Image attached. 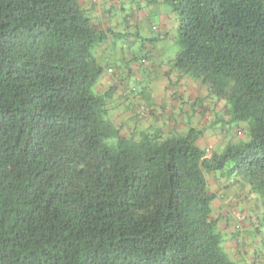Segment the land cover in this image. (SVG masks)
<instances>
[{"label": "trees", "instance_id": "trees-1", "mask_svg": "<svg viewBox=\"0 0 264 264\" xmlns=\"http://www.w3.org/2000/svg\"><path fill=\"white\" fill-rule=\"evenodd\" d=\"M160 2L177 20L169 70L206 87L201 113L221 99L227 119L125 130L112 88H96L105 69L121 74L97 58L107 35L84 5L0 0V264H249L222 247L207 175L228 165L264 220V0ZM221 120L245 121L249 138L207 154L197 139Z\"/></svg>", "mask_w": 264, "mask_h": 264}, {"label": "rangeland", "instance_id": "rangeland-1", "mask_svg": "<svg viewBox=\"0 0 264 264\" xmlns=\"http://www.w3.org/2000/svg\"><path fill=\"white\" fill-rule=\"evenodd\" d=\"M101 1V0H100ZM84 5V0H79ZM106 12L103 13L109 19L115 16L118 21L130 22L132 27L130 33L128 30L122 35H110L108 44L112 50L116 46L117 57H112V61H119V58L133 60V57L140 55V43H137L139 34L143 38L145 46L148 48L147 53L152 56L159 53L160 57L154 59V67H147L142 75L143 80L138 84L140 87L148 85L145 79L158 77L159 85L167 84V79H175L177 73L169 70V63L174 58L177 46L174 42L177 36V20L175 13L171 12L168 5L161 3L160 0H112L110 3L104 2ZM133 22H137L136 25ZM159 22L166 23L167 26L161 25ZM129 37H133L129 39ZM188 78V77H187ZM191 78V77H190ZM154 84V82H152ZM228 105L224 103L223 113H226ZM228 117L226 116L225 119ZM227 124L225 126L230 134L235 137L238 143L248 140L246 133L247 123L245 121ZM238 124V125H235ZM225 128V129H226ZM217 130V134L221 133L220 126L206 127V136L211 139ZM240 134H237V131ZM228 137V135L225 134ZM228 165L217 171L218 178L212 173L207 175L208 189L216 194L213 202L214 212L213 218H217L215 228L221 233L222 247L228 253L231 259L240 263L247 262L249 264H264V220L262 216V200L259 196L251 191L249 187L239 181L236 174L228 175L226 169ZM230 206L228 211H222L221 208ZM240 212H239V211ZM242 213V215L240 214ZM233 230L240 233L239 237L244 243L239 245L245 248L238 252V246L233 239ZM247 259V260H246Z\"/></svg>", "mask_w": 264, "mask_h": 264}, {"label": "crops", "instance_id": "crops-1", "mask_svg": "<svg viewBox=\"0 0 264 264\" xmlns=\"http://www.w3.org/2000/svg\"><path fill=\"white\" fill-rule=\"evenodd\" d=\"M110 1L112 0H84V9L95 19V22L92 23L107 35L104 43H100L97 46V58L104 67L117 68L119 70L116 73L121 74L114 77L112 72L105 69L96 86L99 91L112 88V116L115 118L116 124L122 123L125 130L128 129L129 132L160 130L162 133H182L189 127L201 128L202 123L206 125L209 121H212L214 119L213 116L223 109L225 102L221 99L206 98L204 102L207 105V110L201 113L198 102L202 100L201 97L206 96L207 89L199 81L187 78V76L176 72L177 77L175 79L169 77L167 79L168 83H165L164 86L158 84V77L150 78V82L146 78L145 82L148 85L141 87L138 85L143 80L142 75L145 73L146 68L154 67V59L160 57L159 53H154L152 56L147 53L148 48L139 34L135 33L138 39L137 43H140L139 49L141 51L140 55L136 56L137 59L134 56L131 61L126 60L124 57L123 60L120 59V62L112 61L113 56H118L117 51L119 49L116 46L112 50L109 48L110 35H122L127 30L128 34H131L132 25L130 22L118 21L115 16H111L108 19L107 16L103 15L107 10L103 3H110ZM133 23L136 25L137 22ZM159 23L167 26L166 23ZM131 38L133 37H129V39ZM131 87L134 88L135 92L133 91L127 96L121 94ZM139 103L151 105L152 112L149 116L141 117L139 113L138 115L135 114L138 112L137 104ZM226 116L228 117V115ZM226 116H223L224 120ZM224 120L216 123L219 126H224L220 129V134H217L218 129H215L216 131L211 139L204 136L197 139V144L202 148H206L207 154H211L213 150H221L229 138L235 140L230 131H227L224 125L227 121ZM237 132L240 134L239 131ZM230 208V206H227L221 209L222 211H228ZM240 214L242 215V213Z\"/></svg>", "mask_w": 264, "mask_h": 264}, {"label": "built area", "instance_id": "built-area-1", "mask_svg": "<svg viewBox=\"0 0 264 264\" xmlns=\"http://www.w3.org/2000/svg\"><path fill=\"white\" fill-rule=\"evenodd\" d=\"M143 110L146 111V108H143ZM143 110H142V112H143Z\"/></svg>", "mask_w": 264, "mask_h": 264}]
</instances>
